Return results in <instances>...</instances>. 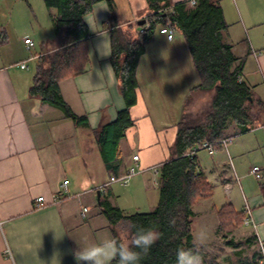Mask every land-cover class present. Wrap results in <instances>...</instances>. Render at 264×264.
I'll list each match as a JSON object with an SVG mask.
<instances>
[{
	"label": "crops",
	"instance_id": "0c3cea01",
	"mask_svg": "<svg viewBox=\"0 0 264 264\" xmlns=\"http://www.w3.org/2000/svg\"><path fill=\"white\" fill-rule=\"evenodd\" d=\"M199 1L193 6L190 0H111V3L102 0L93 6L84 18L88 28L87 68L59 85L60 95L72 112L88 121V126H78L59 108L31 97L34 76L25 72L30 69L26 59L32 51L27 50L24 40H35L29 33L21 32L22 21L14 17L16 6L25 4L32 8L29 0H0V6L7 10L0 14V31L5 33L0 52L7 49L11 53H3L2 58L8 59L0 64V264H77L74 252L79 247L111 237L129 238L130 222L121 220L114 224L108 211L117 210L126 218L144 213L145 197L148 200L153 193L157 199L151 212L155 210L160 199L162 167L177 155L176 140L186 102L198 93L192 89L201 82L186 40L173 25L171 14L179 6L191 10ZM214 1L221 7L228 25L222 40L232 48L238 60L236 65L242 64L241 78L254 96L250 101L260 104L264 118V0ZM49 12L50 16L56 14V10ZM157 13H164L165 23H154L152 39L144 46L136 69V103L129 108L132 125L118 141V154L113 161L116 171L108 170L96 132L114 125L128 109L122 83L112 65L111 31L113 26L119 27L136 38L142 29L149 28L150 19ZM142 21L146 23L139 25ZM167 25L176 30L172 41L160 33ZM60 40L56 34L44 41L32 60L61 49ZM103 42L110 55L101 58L96 47ZM23 64L28 69H22ZM14 65L18 66L12 68ZM108 66L110 70H106ZM258 128L264 130V124L253 130ZM246 134L230 124L226 138L231 142L224 155L218 154L219 162L215 161L213 170L217 186L224 185L229 193L240 186L242 208L236 210L230 202L217 208L214 194L211 199L196 203L211 202L209 211H214L216 216L230 206L240 215L238 222H245L239 228H248L251 234L248 243L254 250L237 264L259 260L261 245H264V197L260 182L257 192L244 188L237 165L233 163L232 153L242 147L236 139ZM233 138H236L234 142ZM199 154V167L215 191L216 185L210 182ZM135 156L139 157L138 161L134 160ZM131 167L140 170L131 183L102 188L111 177L122 176ZM261 170L264 174V169ZM66 181L67 190L63 188ZM39 198L44 202L38 208ZM218 222L220 233L226 237L227 231ZM223 224L224 230L233 231L237 221L232 214ZM209 235L208 243L211 242ZM208 247L214 249L212 244ZM214 262L219 264L217 259Z\"/></svg>",
	"mask_w": 264,
	"mask_h": 264
},
{
	"label": "trees",
	"instance_id": "16d2710c",
	"mask_svg": "<svg viewBox=\"0 0 264 264\" xmlns=\"http://www.w3.org/2000/svg\"><path fill=\"white\" fill-rule=\"evenodd\" d=\"M100 1L102 0H44L49 11L56 10L51 18L55 33L61 38L62 48L37 59L30 95L59 108L78 126H88V121L72 112L60 95L59 85L63 80L77 76L87 68L89 58L85 42L88 28L84 18ZM107 1L111 3V0ZM165 18L164 13L152 16L147 31L139 33L136 38L119 27L113 26L111 31L112 65L117 79L122 83V93L128 109L119 115L114 125L104 126L100 132H96L108 170L116 171L113 161L118 154V141L123 131L132 125L129 108L136 103L138 62L144 53V46L152 39L154 23H165ZM171 20L182 32L200 76V84L192 91L212 93L213 98L210 106L198 118L192 119L190 115L183 114L176 140L177 155L162 167L160 199L155 210L127 218L117 210L108 211L114 224L128 220L130 224L138 226L155 225L160 231L161 238L142 259L141 264H175L176 249L192 248L194 245V205L200 200L211 199L214 187L199 167L197 155L191 156L188 152L200 148L204 142L214 146L217 151L222 150L221 142L230 139L226 138L230 124H235L244 132L264 124H255L247 109L252 93L240 81L242 64L236 65L238 60L234 57L232 48L222 40L228 25L218 3L214 0H201L191 10L179 6L171 14ZM3 34L5 35L0 31V46L5 42ZM260 192L264 197V181L260 182ZM227 208L231 207H224L218 212L221 223L232 214L237 224L245 223L238 222L240 215L231 209L224 213ZM225 227L223 224L220 228L224 231ZM204 249L203 247L201 252L206 263ZM252 264H258V260Z\"/></svg>",
	"mask_w": 264,
	"mask_h": 264
},
{
	"label": "rangeland",
	"instance_id": "374dc122",
	"mask_svg": "<svg viewBox=\"0 0 264 264\" xmlns=\"http://www.w3.org/2000/svg\"><path fill=\"white\" fill-rule=\"evenodd\" d=\"M29 4L32 10H30L29 7L25 4L23 6L15 7L16 16L14 17V20L22 21L21 32H24V34L29 33L35 40L36 48L34 49V51L28 54L26 59L28 62L27 64H29L30 66V69L25 72L29 75H32L31 77L33 78L36 71L37 61L32 60V56L36 52H39L41 50V46L44 41L46 42L47 39L55 37L56 34L53 22L50 19V12L44 3V0H29ZM5 12H7V10H4V8L0 6V14ZM25 12H27L28 15L25 16ZM13 24H15V21H13ZM11 32L12 36L13 31L11 30ZM9 40L11 43L12 37H10ZM244 45L247 46L246 44ZM49 46H51V43L49 44ZM3 53H6L5 55H8V53L10 52H8L7 49L0 52L1 65L6 58L8 59L7 56L6 58L5 56H3L2 58ZM13 54L16 55L17 52H14ZM17 66L18 65H14V67L12 68H16ZM240 81H243L242 78H240ZM212 98V93H196L194 95H191L184 114L190 115L192 119L198 118L199 115H201L210 106ZM252 98H254L253 95ZM246 106L250 111L253 122L255 124L258 125L264 122V118L261 117L263 116V110L260 107V104L254 102L253 100L252 102H248ZM261 128L255 130L252 129L245 132L244 130H242V132H244L245 134L246 132L249 133L240 136L238 139L233 138L232 140L234 142L236 139V143L240 142L242 147L237 150V153H232L233 151L231 150L234 160L233 163L234 165H237L239 180L241 182L240 184H243L244 188H247L251 191L255 190L256 192L259 191L260 181L257 180L251 172L249 174V171L254 167L264 169V130H261ZM225 149L226 148H223V150L218 151L215 154L216 156L213 157L210 156L209 152L206 150H202L199 154L201 164L205 168L206 172L210 175V182L214 183V185H216V176L215 172L213 171L214 168H216L215 161L218 160L219 162V155H224ZM211 171H213V173H211ZM131 182L132 180L130 181V183ZM214 195L215 196L213 197V202L217 208L228 204V202L232 203L233 207L236 210L242 208L243 206V194L240 190V186H236L232 190V192L229 193L224 185L218 184V186L216 185ZM156 199L157 195L155 193H153L151 197H148V200L145 197V204L147 206L144 207L142 212H151V210H153V206H155L154 202L156 201ZM148 204H150V207H148ZM210 206L211 202H200L199 204H197L195 208L196 216L193 223L194 236H196V234L202 230L207 231L208 237H210L209 233L211 234V242L208 243L209 241H207L208 244L204 247L206 255L205 261L207 264H216V262H214V259H217L219 261V264H237L239 263L241 258L245 257L249 252H253L254 250L252 245L248 243V239H250L251 234L248 231L247 227L242 226L241 228H239L241 225L236 224L233 226V231L236 228L239 229H236V231L234 232L231 230H224L227 231L228 235L226 237H223L219 229V220L217 218L218 216H216L214 211H209ZM230 209L232 210V207ZM230 209H225L224 213H228V210L230 211ZM208 211L209 214L207 213ZM221 224V226L223 227V223ZM123 236V239H126V235ZM230 241H232L233 243L230 244ZM210 244H212L214 248L210 249L212 252L209 250L210 247H208Z\"/></svg>",
	"mask_w": 264,
	"mask_h": 264
},
{
	"label": "clouds",
	"instance_id": "9594fccd",
	"mask_svg": "<svg viewBox=\"0 0 264 264\" xmlns=\"http://www.w3.org/2000/svg\"><path fill=\"white\" fill-rule=\"evenodd\" d=\"M196 0H190L195 6ZM96 51L101 58L110 55L104 42L97 45ZM108 66L106 70H110ZM130 238L117 239L115 237L107 238L99 243L90 244L87 247H79L74 252L77 264H141L152 246L161 238V233L155 225L138 226L131 224ZM208 241V233L202 230L194 237L192 248L178 247L175 251V264H204V256L201 249L205 247ZM264 251V249H261Z\"/></svg>",
	"mask_w": 264,
	"mask_h": 264
},
{
	"label": "built area",
	"instance_id": "2783aa9c",
	"mask_svg": "<svg viewBox=\"0 0 264 264\" xmlns=\"http://www.w3.org/2000/svg\"><path fill=\"white\" fill-rule=\"evenodd\" d=\"M197 2H195V5H196ZM147 31V29H142L141 30V33H145ZM160 33L161 34H164L167 36V38L172 41L174 40V38L176 37V30L175 28L172 26V25H167L163 28L160 29ZM24 43L25 45L27 46V50L28 51H33L35 49V42L31 39V38H26L24 40ZM21 68L22 69H28V66L26 64H23L21 65ZM231 140L230 139H225L221 142L223 148H227V146L230 144ZM199 150H206L208 151L211 155H215L218 151L217 149L212 146L211 144L207 143V142H204L200 148H194L193 150L189 151L188 154L191 155V156H195V155H198L199 153ZM134 160L135 161H138L139 160V157L138 156H135L134 157ZM140 173V170L137 168V167H131L126 174L122 175V176H113L111 177L110 181L105 184L102 188H105L111 184H115V183H120L122 185H128L130 183V181L132 180V178L134 176H136L137 174ZM251 173L257 178V180H259L260 182H263L264 181V174L262 172L261 169H259L258 167H254L251 171ZM67 187H68V182L66 181L64 184H63V188L65 190H67ZM44 202V199L43 198H39L37 200V207H41L42 204ZM88 212V209H84L83 211V216L85 217V215L87 214ZM1 225V224H0ZM261 249H264V245L262 244L261 245ZM258 264H264V251L260 250V258L258 260Z\"/></svg>",
	"mask_w": 264,
	"mask_h": 264
},
{
	"label": "water",
	"instance_id": "95a60500",
	"mask_svg": "<svg viewBox=\"0 0 264 264\" xmlns=\"http://www.w3.org/2000/svg\"><path fill=\"white\" fill-rule=\"evenodd\" d=\"M146 22L145 21H142L139 23V25H144ZM99 198H100V194H99Z\"/></svg>",
	"mask_w": 264,
	"mask_h": 264
}]
</instances>
